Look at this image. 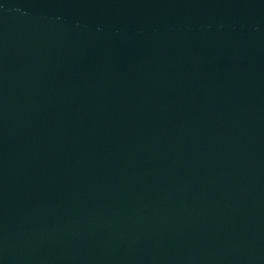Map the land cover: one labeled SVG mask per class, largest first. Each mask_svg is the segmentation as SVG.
<instances>
[{
  "label": "water",
  "instance_id": "1",
  "mask_svg": "<svg viewBox=\"0 0 264 264\" xmlns=\"http://www.w3.org/2000/svg\"><path fill=\"white\" fill-rule=\"evenodd\" d=\"M0 264H264V0H0Z\"/></svg>",
  "mask_w": 264,
  "mask_h": 264
}]
</instances>
